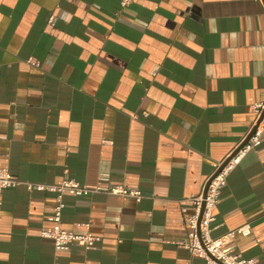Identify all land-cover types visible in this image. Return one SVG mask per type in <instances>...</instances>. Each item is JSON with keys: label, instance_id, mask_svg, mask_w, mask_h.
<instances>
[{"label": "crops", "instance_id": "0c3cea01", "mask_svg": "<svg viewBox=\"0 0 264 264\" xmlns=\"http://www.w3.org/2000/svg\"><path fill=\"white\" fill-rule=\"evenodd\" d=\"M119 2L0 0V166L31 182L108 173L143 194H65L61 227L101 239L55 250L40 234L55 194L2 189L0 264H206L184 246L189 199L264 101V13L256 0ZM212 212L213 237L249 223L234 247L264 264V131Z\"/></svg>", "mask_w": 264, "mask_h": 264}, {"label": "built area", "instance_id": "2783aa9c", "mask_svg": "<svg viewBox=\"0 0 264 264\" xmlns=\"http://www.w3.org/2000/svg\"><path fill=\"white\" fill-rule=\"evenodd\" d=\"M131 0H120V7L123 8ZM261 4L264 13V0H256ZM31 61V59H30ZM32 63L37 64L36 61ZM255 118L248 132L264 110V101L252 105ZM264 131V114L258 122L254 132L248 140L226 161L219 169L220 165L235 148L222 160L216 162L207 185L205 196H202V190L199 194L190 197L189 205L192 212L187 217L189 228V241L184 243L193 255L204 259L206 264H256L254 259L244 258L235 249L233 238L236 234L248 235L251 232L249 223H243L230 229L218 237L211 235V222L213 221V207L219 200L221 188L226 184V177L233 167L239 162L241 157L249 150L256 148L260 144V136ZM219 169V170H218ZM218 172L212 176L216 171ZM212 176V177H211ZM22 184L30 191H49L55 194L56 203L54 204L49 219L52 225L41 231V236L48 237L53 241L55 250H67L72 246H79L84 249H95L100 241V236L92 233L88 223H79L83 231H74L61 227V212L64 207L63 196L65 194L74 196H84L92 193H104L108 195H117L132 197L139 201L143 194L137 189H128L121 184L111 183L108 173H101L97 181L92 185L81 184L73 178H63L57 182H31L25 181L12 174L5 166H0V191L5 188L14 187ZM203 189V188H202ZM186 206L182 207L185 211Z\"/></svg>", "mask_w": 264, "mask_h": 264}, {"label": "water", "instance_id": "95a60500", "mask_svg": "<svg viewBox=\"0 0 264 264\" xmlns=\"http://www.w3.org/2000/svg\"><path fill=\"white\" fill-rule=\"evenodd\" d=\"M263 114H264V110H263V112L261 113V115L259 116V118L257 119V121L254 123V125L252 126V128H251V130L247 133V135L245 136V138L243 139V141L238 145V147H236V149H234L233 151H232V153H230V155H228L227 157H226V159L223 161V163L220 165V167H219V169L226 163V161L248 140V138L250 137V135L254 132V130H255V128H256V126H257V124H258V122L261 120V118H262V116H263ZM218 169V170H219ZM218 170L212 175V176H214L217 172H218ZM211 176V177H212ZM209 181H210V178L204 183V186H203V189H202V196L204 197L205 196V193H206V189H207V185H208V183H209Z\"/></svg>", "mask_w": 264, "mask_h": 264}]
</instances>
